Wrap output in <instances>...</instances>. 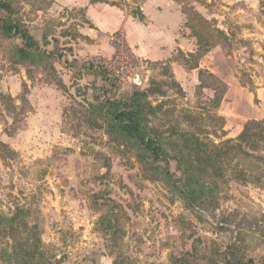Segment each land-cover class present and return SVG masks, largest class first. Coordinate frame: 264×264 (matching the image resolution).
<instances>
[{
    "label": "rangeland",
    "instance_id": "rangeland-1",
    "mask_svg": "<svg viewBox=\"0 0 264 264\" xmlns=\"http://www.w3.org/2000/svg\"><path fill=\"white\" fill-rule=\"evenodd\" d=\"M98 1L141 19L146 0ZM9 2L42 53L18 61L21 38L0 33V264H264V0H151L179 17L173 55L131 61L171 179L88 112L92 76L78 70L95 55L63 53L83 9ZM184 133L227 153L207 160Z\"/></svg>",
    "mask_w": 264,
    "mask_h": 264
},
{
    "label": "trees",
    "instance_id": "trees-1",
    "mask_svg": "<svg viewBox=\"0 0 264 264\" xmlns=\"http://www.w3.org/2000/svg\"><path fill=\"white\" fill-rule=\"evenodd\" d=\"M0 33L8 38L15 36L21 38L22 45L16 50V58L18 61L32 63L38 61L36 56L42 53V44L31 35L25 23L14 15L9 0H0ZM43 43L46 44L47 41ZM63 53L66 54L67 52L63 51ZM47 54L57 57V61H60L62 57V55L55 53L53 50L48 51ZM78 72L92 76L88 112H103L107 115L110 118L111 127L118 133L119 137L129 144L140 147L148 154V159L151 163L164 164L166 167L165 175L167 178L171 179L172 176L168 172L170 165L169 155L166 150L163 149V141L165 138L162 134L153 132L147 125L144 117V111L147 107L144 92L134 89L131 94L117 95L115 93L114 80L109 72L102 67H94V65L88 61L80 65ZM224 91L225 86L222 87L219 94L215 95V99L218 102L222 99ZM260 124H264V119ZM246 129L247 126L244 127V131L238 136L239 143L245 141ZM260 134L263 135L264 140V128L261 129ZM182 138L185 143L193 148L201 149L203 153L202 146L204 143L194 138L193 135L184 133L182 134ZM227 150L223 151L221 148L216 150L210 149L207 155L203 154L206 156L207 160L220 161L227 153ZM183 174L180 180H174V185L186 198L190 199V197H192V184L197 181L193 176L187 173ZM202 181L203 182L197 185L205 191V193L209 195L217 193V187L215 185L204 183L206 182L205 180ZM113 264H116V261H114ZM242 264H253V260L248 259Z\"/></svg>",
    "mask_w": 264,
    "mask_h": 264
},
{
    "label": "crops",
    "instance_id": "crops-1",
    "mask_svg": "<svg viewBox=\"0 0 264 264\" xmlns=\"http://www.w3.org/2000/svg\"><path fill=\"white\" fill-rule=\"evenodd\" d=\"M57 2L69 9L81 8L84 12L85 21L70 20L78 22L72 24L71 31L68 30L70 35L67 37L70 42L65 44L69 47V51L65 50V52H70L73 58L88 54L109 56L112 51L107 42V35L118 28L125 31L126 40L131 48V58L157 61L166 60L173 55L175 40L178 37L179 17L168 12L169 9L161 13L151 11L152 8L159 9L155 3L152 6L151 0H146L141 7L142 19L134 18L118 7L103 1L57 0ZM71 22H68L67 28L70 27ZM73 35L77 36L75 40L71 39Z\"/></svg>",
    "mask_w": 264,
    "mask_h": 264
},
{
    "label": "built area",
    "instance_id": "built-area-1",
    "mask_svg": "<svg viewBox=\"0 0 264 264\" xmlns=\"http://www.w3.org/2000/svg\"><path fill=\"white\" fill-rule=\"evenodd\" d=\"M107 42L111 47L109 56L95 55L86 61L91 62L94 67L106 69L115 83L117 95L131 94L135 87V67L131 61V48L126 40L125 31L122 28L109 33Z\"/></svg>",
    "mask_w": 264,
    "mask_h": 264
},
{
    "label": "water",
    "instance_id": "water-1",
    "mask_svg": "<svg viewBox=\"0 0 264 264\" xmlns=\"http://www.w3.org/2000/svg\"><path fill=\"white\" fill-rule=\"evenodd\" d=\"M142 81H143L142 73L136 69L134 72V84H135L136 88H138L142 85Z\"/></svg>",
    "mask_w": 264,
    "mask_h": 264
}]
</instances>
